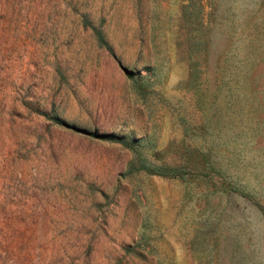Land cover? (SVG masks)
Listing matches in <instances>:
<instances>
[{
    "label": "rangeland",
    "instance_id": "obj_1",
    "mask_svg": "<svg viewBox=\"0 0 264 264\" xmlns=\"http://www.w3.org/2000/svg\"><path fill=\"white\" fill-rule=\"evenodd\" d=\"M261 207L264 0H0V264H264Z\"/></svg>",
    "mask_w": 264,
    "mask_h": 264
},
{
    "label": "trees",
    "instance_id": "obj_2",
    "mask_svg": "<svg viewBox=\"0 0 264 264\" xmlns=\"http://www.w3.org/2000/svg\"><path fill=\"white\" fill-rule=\"evenodd\" d=\"M93 32L98 39V42L104 46H107L106 41L104 40L100 30L96 27H93ZM111 139L118 140L124 144L127 142L122 140L117 136H109ZM136 160L131 161L128 164L127 171H132L135 169H142L151 174L163 175L168 177H184L188 173V169L182 164L177 163H167V162H156L154 160H148L143 157L139 152L135 151ZM264 212V207H261Z\"/></svg>",
    "mask_w": 264,
    "mask_h": 264
}]
</instances>
